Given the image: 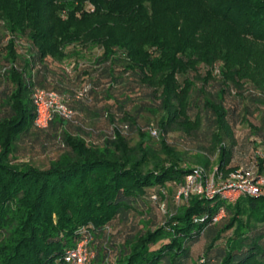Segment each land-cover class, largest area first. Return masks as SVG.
<instances>
[{
	"label": "trees",
	"instance_id": "16d2710c",
	"mask_svg": "<svg viewBox=\"0 0 264 264\" xmlns=\"http://www.w3.org/2000/svg\"><path fill=\"white\" fill-rule=\"evenodd\" d=\"M89 2L97 7L78 21L65 4L57 16L52 0H0V264H67L66 253L83 240L93 252L88 264H197L191 248L201 241L205 264H264V194H242L234 203L222 195L193 196L175 205L174 194L195 167L165 136L150 135L151 129L158 137L191 135L203 112L212 130L208 147L200 149L218 150L216 176L236 171L225 170L238 105L228 104L227 95L243 99L248 86L247 102L264 108V76L249 59L264 49V0ZM113 14L117 36L101 34L98 20L91 22ZM94 47L91 63L77 60L91 59L80 53ZM68 58H74L69 67ZM86 85L87 99L77 100ZM35 88L64 95L73 121L56 117L46 129L35 128ZM137 93L145 97L139 104ZM97 103L91 110L96 129L66 130L75 107ZM143 112L149 118L140 124ZM93 134L101 142L85 138ZM40 138L62 147L46 170L19 162L25 145ZM196 157L206 168L208 159Z\"/></svg>",
	"mask_w": 264,
	"mask_h": 264
},
{
	"label": "rangeland",
	"instance_id": "374dc122",
	"mask_svg": "<svg viewBox=\"0 0 264 264\" xmlns=\"http://www.w3.org/2000/svg\"><path fill=\"white\" fill-rule=\"evenodd\" d=\"M107 1V0H106ZM65 4L67 8V12H70L71 10L73 11V14L75 18L79 21L82 19V17L86 14L91 15L90 13L94 10V8L97 7L96 4H92L89 2V0H52V5L54 6V13L58 14L59 16L60 12H62V5ZM71 4V7L69 8L68 5ZM146 6V11L149 13H152L151 7L149 8L148 3H144ZM104 7V5H102ZM69 8V9H68ZM160 15V14H159ZM114 16H103L99 18H95L90 16L91 22H96L98 20V25L101 28V34H108L112 33L113 36H117L120 33L119 28L117 27L118 21L115 19H112ZM66 18V17H65ZM95 24V23H94ZM85 25V23L83 24ZM154 47L150 45H145L143 47V50H145L149 54H153L154 52ZM86 53V54H85ZM93 53H96V48L94 47L91 51H88L87 49H83L80 53L82 56H88L90 55V58H77L79 62L83 63H91L93 61ZM74 58H68V60H64L67 67L70 65V60H73ZM76 59V58H75ZM250 59V68H253V71L256 73L261 74L264 76V49L262 53L260 54H254L252 57H249ZM77 68H79L77 66ZM70 69V68H69ZM76 71V70H75ZM206 72V68L201 67L198 71L202 76H204ZM89 73L82 75L81 77V82H77L76 80L74 81L73 88H79L83 83H85L88 79ZM212 77L215 79L218 77V71L217 68H213L212 70ZM209 83H212L213 81L209 80ZM198 83V82H197ZM199 84H201L199 82ZM214 85V83H213ZM250 87L246 86L245 88V93L242 95L243 99H241L239 96L236 94L232 93L227 95V101L228 104L233 105L234 103H238L237 105V110H236V124L233 129L234 133V146L232 149V157L230 163L225 167V170L235 168L236 171L231 172L227 177L225 176L226 171H220L217 175L218 178V183H225L227 180H230L229 184H231L233 181H231V175H236L238 172L239 174H242L245 179L248 181H257L259 179H264V168L260 170V166H258L259 160L257 157L260 156V154L264 150V108H255V106L250 105L247 102V96ZM214 87L208 86L206 87V90L208 92L212 91ZM139 95V96H138ZM138 96V97H137ZM139 97H143L140 93H137L135 96L134 100L136 104L140 103V100H138ZM145 99V97H143ZM102 101V100H101ZM85 103V102H83ZM111 101L106 102V106H109L111 104ZM101 104V103H100ZM244 106L248 108V111L244 109ZM86 107L85 109H78L79 107H75L74 109L75 112V122L74 124L71 123V126H67L66 130L70 132L71 134H76L79 133L78 128L81 130H84L86 132H90V128L96 129L95 126H92L91 120H93L92 112L91 110H95L99 108V103L95 104L92 107ZM143 119L139 120L140 124H144L147 119L149 118V114L146 112H143ZM190 119L193 120L194 116L192 113H190ZM202 115V121H201V126L200 128L195 132L192 133L191 135H186L185 133H182L180 131H171L166 134L160 132V136L158 137H153V140H158L160 137L165 136V141L168 142L171 146H173L183 157L184 160L187 161L188 165L192 167H201L205 170L207 174H212V172L218 168L217 161L219 159V153L218 150L216 151H207L200 149V147H208L209 143V135L211 133L212 128L211 123L209 122L208 119H206V115L201 112ZM76 125V126H75ZM97 129H105L103 127V124H100L101 127H99V124ZM79 126V127H77ZM107 130V129H106ZM105 130V131H106ZM158 133V132H157ZM85 138L88 139V141H94L95 143L101 142L100 138H97V134H93L92 137H89L88 135L85 136ZM25 140V139H24ZM131 141L132 143H136L138 141V137L135 134L131 135ZM23 147V144L22 146ZM61 145L57 142V140H44L40 138L38 141H29L25 145L24 152L20 154V161L19 162H26L32 167L40 170H46L49 168L50 161L52 159H56L58 155L62 152L61 150ZM197 152L201 153L208 159V165L205 168L204 165L199 164L197 162L198 158ZM185 165H182L184 167ZM235 183V181L233 182ZM235 185V184H234ZM169 186V185H168ZM236 186V185H235ZM235 186L233 189H229L230 192L224 193L226 199L230 203H234L240 195L236 192ZM227 190V189H226ZM258 190L259 194L263 195L264 194V183H260L258 185ZM171 195V193H170ZM166 196L165 198V208L167 209V202L172 200V196ZM257 196V197H258ZM187 204V203H186ZM169 209H174V206L171 205L169 206ZM224 214L221 215L223 217ZM227 236H230L231 231H228ZM204 247H206L205 241H201L198 244L192 246L191 248V254L193 255V261L196 262L197 264H203L204 260H202L201 255L203 254ZM205 264V263H204Z\"/></svg>",
	"mask_w": 264,
	"mask_h": 264
},
{
	"label": "built area",
	"instance_id": "2783aa9c",
	"mask_svg": "<svg viewBox=\"0 0 264 264\" xmlns=\"http://www.w3.org/2000/svg\"><path fill=\"white\" fill-rule=\"evenodd\" d=\"M90 86L86 85L76 93L75 98L77 100L87 99ZM32 105L34 107L35 116L33 119V125L37 129H46L54 118H60L67 122H72L74 118L73 111L68 107L67 100L64 95L58 94L52 90H45L42 88H35L31 94ZM127 127L124 126L123 130ZM150 135L157 137L158 133L155 129L150 130ZM264 164V150L259 156ZM216 169L212 174H207L201 167H195L193 171L186 175L183 184L177 189L173 197V203L175 205H181L186 203L193 196H203L206 198H212L215 195H222L230 192L228 188L233 189L235 186L238 195L247 194L249 196L257 197L259 194L258 185L264 183V179L257 181H248L239 172L236 175H231V181L235 183L229 184L230 180L225 183H218L216 176ZM235 184V185H234ZM227 189V190H226ZM226 198V197H225ZM152 199H156L152 196ZM161 210H164V205L160 206ZM223 211H221L213 221L221 218ZM93 257V252L88 248L87 240H83L77 244V246L68 251L65 256V262L67 264H88Z\"/></svg>",
	"mask_w": 264,
	"mask_h": 264
}]
</instances>
